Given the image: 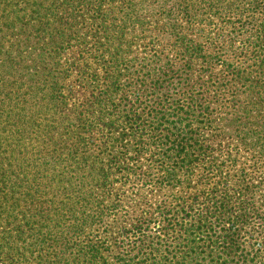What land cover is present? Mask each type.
Masks as SVG:
<instances>
[{
	"label": "trees",
	"instance_id": "obj_1",
	"mask_svg": "<svg viewBox=\"0 0 264 264\" xmlns=\"http://www.w3.org/2000/svg\"><path fill=\"white\" fill-rule=\"evenodd\" d=\"M198 23L201 40L178 30ZM159 38L171 56L131 58ZM73 75L85 96L69 107ZM0 143L73 145L90 173L83 200L123 166L138 191L171 190L115 250L98 208L72 222L57 210L43 234L54 264H264V0H0ZM14 173L0 160V186Z\"/></svg>",
	"mask_w": 264,
	"mask_h": 264
},
{
	"label": "rangeland",
	"instance_id": "obj_2",
	"mask_svg": "<svg viewBox=\"0 0 264 264\" xmlns=\"http://www.w3.org/2000/svg\"><path fill=\"white\" fill-rule=\"evenodd\" d=\"M201 26L198 23L187 32H182L186 30V27L178 30L181 34L186 33L190 38L201 40L200 35L204 33L200 30ZM219 26L221 23L215 21L214 28ZM166 30V27H159V31ZM173 49L174 46L170 43L166 44L164 38H159V43L150 41L149 45L135 42L129 52L132 59L152 52L167 57L171 56L170 51ZM63 91L69 107L80 104L85 96L75 75L66 79ZM60 121L61 119L56 117L52 119V122L57 125L54 134L58 133V137L61 138L66 130L63 131ZM130 126L125 128L128 130L126 133L135 140V135L139 134L138 122L134 121L135 131L130 129ZM46 140H48L47 137ZM47 154H50L52 158H40L41 155ZM80 155L82 153L79 154L73 150V145L57 149L47 145L42 152L38 151L37 154L32 155L23 149L19 151L8 149L0 143V160L13 166L15 171L11 176L12 184L9 187L0 186V264H54L59 244L52 239L48 240L47 237L44 240L43 234L47 227L54 225L57 210H59L58 213H66V217L70 216L72 222L75 216L85 214V217H88L90 209L98 208L99 213H102L106 222L109 223V245L112 250H115L117 248L114 239L116 233L150 211L157 198L162 199L161 197L165 198L171 194L170 189L153 188L151 190L152 188L148 185L143 191H138L135 188L138 181L134 180L135 177L128 176L129 167L123 166L118 175L110 177L107 184L92 190V197L83 200L81 195L87 189L81 190L80 187L82 185L88 187L90 173L87 170V163L80 158ZM134 162L131 163L132 166ZM134 168L135 166L131 170ZM68 181L74 185L66 187ZM63 187L69 189L70 193L66 194ZM58 194L62 195L61 204L58 202ZM65 196L68 198H64ZM14 199L18 200L17 208L11 206V201ZM68 203L70 204L65 206ZM70 208H76L77 211H81V214H73ZM10 239L19 244L18 251L12 249ZM41 243L42 247L39 248Z\"/></svg>",
	"mask_w": 264,
	"mask_h": 264
}]
</instances>
